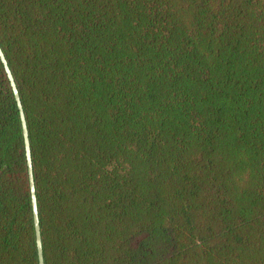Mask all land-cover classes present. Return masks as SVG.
Here are the masks:
<instances>
[{"label":"trees","instance_id":"trees-1","mask_svg":"<svg viewBox=\"0 0 264 264\" xmlns=\"http://www.w3.org/2000/svg\"><path fill=\"white\" fill-rule=\"evenodd\" d=\"M45 264H264V0H0ZM0 264H39L0 57Z\"/></svg>","mask_w":264,"mask_h":264},{"label":"water","instance_id":"water-1","mask_svg":"<svg viewBox=\"0 0 264 264\" xmlns=\"http://www.w3.org/2000/svg\"><path fill=\"white\" fill-rule=\"evenodd\" d=\"M0 57L3 61L7 74L9 76L11 85L13 87L15 97L17 100V104L19 106L22 125H23V132L25 137V146H26V154H27V162H28V169H29V179H30V188H31V199H32V206H33V214H34V223H35V229H36V240H37V247H38V255H39V264H45L44 262V254H43V246H42V237H41V230H40V221H39V215H38V206H37V197H36V188H35V182H34V175H33V167H32V156H31V147H30V140H29V134H28V127H27V121L25 117V113L23 110L20 94L18 91V88L16 86V82L14 80L12 71L8 65L7 59L4 55V52L0 46Z\"/></svg>","mask_w":264,"mask_h":264}]
</instances>
